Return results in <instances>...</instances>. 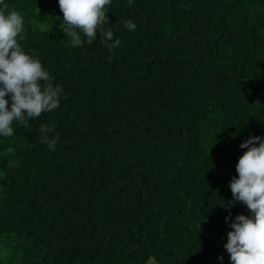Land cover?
I'll list each match as a JSON object with an SVG mask.
<instances>
[{"label":"trees","instance_id":"obj_1","mask_svg":"<svg viewBox=\"0 0 264 264\" xmlns=\"http://www.w3.org/2000/svg\"><path fill=\"white\" fill-rule=\"evenodd\" d=\"M127 3L111 0L77 48L58 0L0 5L62 88L57 109L0 136V264H232L226 217L252 213L224 201L240 144L264 138V0Z\"/></svg>","mask_w":264,"mask_h":264},{"label":"clouds","instance_id":"obj_2","mask_svg":"<svg viewBox=\"0 0 264 264\" xmlns=\"http://www.w3.org/2000/svg\"><path fill=\"white\" fill-rule=\"evenodd\" d=\"M63 13L60 28L70 37V44L77 48L85 42L91 45L97 39L98 27L108 19L105 6L111 0H58ZM133 0H128L131 7ZM0 5L6 9L4 0ZM60 21V17L55 18ZM124 27L135 31L137 25L127 20ZM24 19L22 15L12 10L7 14L0 9V136L12 137L14 123L24 129H30V121L40 117L44 112H52L59 107L62 88L54 85V78L44 69L35 52L26 54L17 38L24 39L22 33ZM100 39L109 52L120 45L119 38L114 39L112 29L100 30ZM111 59V57H109ZM5 97H9L6 99ZM54 126L39 125L40 141L52 151L56 150L58 136L49 138ZM259 146H256V145ZM248 149L238 160L236 171L238 178L233 177L229 187L233 194L232 201H224L227 211L235 202H242L252 213L251 216L237 215L234 219L226 217V223L231 220L228 232V242L224 248L230 254L232 264H264V138L250 136L239 146ZM6 156H15V150L8 147ZM13 166L18 163L13 161ZM154 257H149L147 264H153ZM222 261L223 257H219Z\"/></svg>","mask_w":264,"mask_h":264},{"label":"rangeland","instance_id":"obj_3","mask_svg":"<svg viewBox=\"0 0 264 264\" xmlns=\"http://www.w3.org/2000/svg\"><path fill=\"white\" fill-rule=\"evenodd\" d=\"M246 214H247V215H246ZM246 214H245L246 216H251V215H252V214L250 215V214H248V213H246ZM232 230H233V229L230 228V229L227 231V233L230 232V231H232ZM1 247H2V246H1V244H0V248H1ZM225 255H227V254H225ZM218 259H219V257H213V258H212V264H215V263L217 262ZM153 264H156V262L154 261Z\"/></svg>","mask_w":264,"mask_h":264}]
</instances>
